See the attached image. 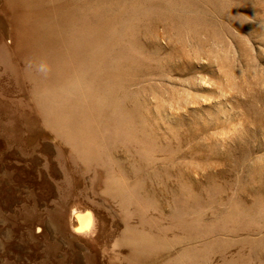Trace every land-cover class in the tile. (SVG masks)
Masks as SVG:
<instances>
[{
	"label": "rangeland",
	"instance_id": "obj_1",
	"mask_svg": "<svg viewBox=\"0 0 264 264\" xmlns=\"http://www.w3.org/2000/svg\"><path fill=\"white\" fill-rule=\"evenodd\" d=\"M0 264H264V0H0Z\"/></svg>",
	"mask_w": 264,
	"mask_h": 264
},
{
	"label": "bare ground",
	"instance_id": "obj_2",
	"mask_svg": "<svg viewBox=\"0 0 264 264\" xmlns=\"http://www.w3.org/2000/svg\"><path fill=\"white\" fill-rule=\"evenodd\" d=\"M76 223L82 228H88L93 222V215L90 211H87L84 214H79L75 218Z\"/></svg>",
	"mask_w": 264,
	"mask_h": 264
},
{
	"label": "clouds",
	"instance_id": "obj_3",
	"mask_svg": "<svg viewBox=\"0 0 264 264\" xmlns=\"http://www.w3.org/2000/svg\"><path fill=\"white\" fill-rule=\"evenodd\" d=\"M39 69L43 73H47L49 71V67L46 64V62H41L40 65H39Z\"/></svg>",
	"mask_w": 264,
	"mask_h": 264
}]
</instances>
